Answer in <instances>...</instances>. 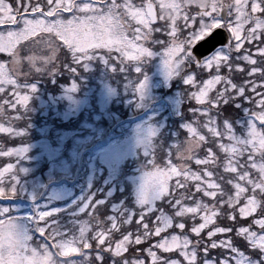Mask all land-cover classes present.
<instances>
[{
  "label": "snow or ice",
  "instance_id": "1",
  "mask_svg": "<svg viewBox=\"0 0 264 264\" xmlns=\"http://www.w3.org/2000/svg\"><path fill=\"white\" fill-rule=\"evenodd\" d=\"M158 6V18L163 23L153 27L157 13L151 2L146 8L133 10L134 6L128 0L124 3L117 0H80L79 3L76 0H47L45 11L39 4L33 6L17 0L13 7L0 0V25L23 24L19 31H8L7 38L0 34V52L12 57L10 61L0 63V94H4L0 97V119L20 120L23 117L20 109H26L30 101L29 91H36L34 84L29 90L18 82L22 60L14 49L21 40L38 33L48 36L33 40L35 53L24 58L36 71H40L38 64L53 63L57 49L61 51L65 47V55L74 54L84 60L91 59L90 53L106 50L104 52L115 60L136 61L153 56L152 43L164 45L168 75L180 76L188 86L189 102L195 101L199 106L189 108L194 119L184 125L186 141L169 147L167 164L160 168L154 157L148 160L156 171L151 174L154 176L152 183L141 187L136 208L139 212L121 208L106 221H99L96 216L102 201L98 197L85 199L79 212L89 219L78 225V234L69 239L68 233L54 231L53 218L59 214V209L38 210L37 215L29 217L35 232L42 238L38 252L30 247L31 235L22 231L12 219L3 218L10 210L0 209V264H74L76 257H82L85 264L89 260L93 264H146L139 255L146 242L151 248L147 257L151 264H209L210 261L226 264L223 258L213 260L211 253L229 249L231 241L227 240L226 234L234 229L221 227L218 221L224 216L234 223L257 215V198L264 200V162L257 160L260 157L264 161V18L257 13L264 14V0H251L250 5L248 0L227 4L223 0H159ZM29 10L43 19H27L22 12ZM65 12L71 13V18H62ZM52 17L54 19H48ZM128 17L141 25L143 31L141 27L133 29ZM245 25L250 27L245 30ZM221 28L229 35L227 47L220 54L204 60L200 49L208 51L217 42V39L210 42L205 37ZM215 35L218 38V34ZM53 36L62 39L63 44H55ZM132 49L135 54H130ZM136 71L140 72V68ZM146 87L147 78L137 83L136 92L141 100ZM25 89L28 90L26 93L23 92ZM232 100L236 101V107L244 103L255 108L250 113L252 120L246 139L235 136L230 127L228 134L222 137L218 120L214 119L221 106ZM6 109L17 114L10 116ZM0 132L12 133L14 130L0 124ZM15 134L24 135V132ZM155 135L156 130L152 129L149 138L141 142L146 146L147 157L153 154L155 147L151 137ZM210 139H224L228 143H219L218 152L209 145ZM172 148H175L178 160L194 161L195 165L204 167L193 171L187 164L173 165ZM201 149L205 152L203 158L198 155ZM27 151L26 147L0 151V156L15 155L19 160ZM221 153L225 158L222 163L218 158ZM16 167V164L7 163L0 169V185L7 179L11 188L7 191L0 186V199L15 194L19 184ZM225 174L234 176L236 182ZM173 179L174 183H171ZM226 188L234 191L225 195ZM162 205L171 209L169 215L164 214ZM136 216L138 219L133 223ZM177 219L181 222L175 223ZM189 220L194 225L190 228V238L180 235L161 237L172 228L183 232ZM255 227L258 231L247 226L239 227L238 231L247 236L254 247L264 251V217L255 220ZM218 236L225 238L213 241ZM153 237L161 239L149 243ZM197 246L198 250L193 251ZM158 252L176 255L165 261Z\"/></svg>",
  "mask_w": 264,
  "mask_h": 264
},
{
  "label": "trees",
  "instance_id": "2",
  "mask_svg": "<svg viewBox=\"0 0 264 264\" xmlns=\"http://www.w3.org/2000/svg\"><path fill=\"white\" fill-rule=\"evenodd\" d=\"M5 2L15 7L17 0H5ZM22 2L31 3L33 6L39 4L45 11H47V0H22ZM117 2L124 3L125 1L117 0ZM131 2L135 5H141L140 0H131ZM27 14H33L32 16L34 17H40L38 13H33L31 10H29ZM257 15L264 18V14L257 13ZM48 19H53V17ZM127 19H129V17ZM131 22H133V25H138L135 20H132ZM159 24H161L160 21L152 26L155 27ZM19 25H0V31L5 29L17 30ZM248 27H250V25H246L245 30ZM154 35L158 36L156 33H154ZM22 44L23 45L17 47V51L15 50L22 60V64L20 66L22 74L17 78L18 82L22 84V86H31L34 84L39 90L38 91L36 89L37 92L35 95L40 94L42 99H46V94H50L53 98L57 99V95L60 91H62L63 87L67 86L70 78L75 75V78L77 79L79 75L83 73L79 70V68H77L79 66V64L76 65L77 57H75L74 54L65 55L63 53L66 51L65 47L58 53V63L60 66L52 78L54 81H50L48 77V67L46 65L44 67H40V71H36L35 67L27 64V61L24 58L27 55L34 53V49L33 51L30 50L32 49L31 43ZM245 47H247V45H245ZM252 51L255 53V49ZM146 58L147 57H143L142 60H145ZM254 58L258 59L255 55ZM11 59L12 57L9 56L8 53L0 52V63L10 61ZM37 66L39 67V65ZM9 67H11V65H9ZM96 67H98V65ZM131 68L132 62L131 64L128 63L127 67H125L126 70L121 72V80L118 86H114L116 89L115 91L119 96H113V98H111V102L105 111V114H108L111 119L107 121L105 114H103V118H101V121L99 120L103 124L100 136L93 134L87 145L83 144L77 149V166L74 168L71 179H68L70 188H73L74 190V195L72 196L74 203L71 207L68 206L63 208V210L60 209L59 214L53 218L55 221L54 231L68 233V237H71L72 235L76 236L78 234V225L87 222L89 219L88 216L79 212V207L85 199L90 200L92 197H98L102 201L101 209L96 216V219L99 221H106L108 217L115 214L116 210L121 208L129 212L134 210L139 212V209H136L138 206L137 202L139 194L137 189L132 186L131 182L140 177L147 178L148 176H151L154 178L151 174L154 173L156 169L148 163L149 159H153L154 157L157 167L160 168H163L167 164L169 159V147L186 141L187 133L184 125L194 119L193 113L189 111V108L199 107L196 105L195 101L189 102V99L186 96L188 86L184 85L180 76L173 78L166 86L160 84L155 89L146 87L145 97L147 98L149 93H153L154 97L148 100L146 98L141 100L136 92V86L138 82L143 81L144 76H149L150 70H148L146 66L142 65L139 67L140 72L131 71ZM74 69H77V73L76 71H73ZM204 78L207 77L205 76ZM241 79H243V77H241ZM90 83H92V80H90ZM85 84H87V82H85ZM10 88L11 87L8 86V91ZM23 92L27 91L23 90ZM29 94L31 97L27 108L20 109V112H23V117L20 120H13L10 118L0 119V124H3V126H13L16 129L12 133L0 132V151L6 152L14 148L26 147L29 148L27 156L31 157L33 152L31 151L30 146L42 137L38 133V125H40V122L43 121L44 117L40 115L41 107H36L40 103H38L34 97L33 92H29ZM3 95L4 94H0V97H3ZM125 95L129 100L126 99ZM166 95H177L179 97V105L177 107H173L172 104H168L170 101H165ZM235 104L236 101L232 100L229 101L228 104L222 105L218 115L214 116V119L218 120L217 126L220 129L222 137L228 134V128L230 127L235 136L240 139H246L249 130L248 126L252 120L250 113L255 111V108L254 106L246 105L244 103H241L240 107H236ZM32 108H37V110L32 111ZM6 111L9 112L10 116L15 113L10 109H6ZM51 114L52 112H49L50 117ZM84 115H86V112L84 113V111L78 113L69 123L59 121V117H51L50 120L53 121L52 123L56 126L61 127L66 131H72L74 133L79 130V134L83 133L81 130L82 126L80 125V120ZM144 119H146L144 125L145 128L146 126L148 127L146 129L148 134L143 141H146L149 138L150 130H156V135L151 137V142L155 147L151 156L147 157L145 155L146 146L144 143H136L130 145V152L128 150L127 153L121 154V156L125 158L124 160L117 159L116 163L111 165L99 162V155L97 156L98 151L104 149V147H108L107 144L111 141H117L120 139L125 140L129 138L135 131L132 127L137 123H141ZM9 122L11 123L9 124ZM257 125L259 126L258 121ZM20 131H23L24 135L15 134ZM200 131L205 132L204 129H200ZM47 137L44 136L42 139ZM221 142L228 143L224 139L219 141L210 139L209 145L213 147L214 151L219 152V143ZM171 152L173 165L180 166L187 164L193 169V171H199L204 167L195 165L194 161L178 160L176 158L175 148H172ZM198 155L200 158H203L205 155L204 150L201 149ZM218 158L221 160V163L223 162V159H225L222 153ZM257 160L258 162H264L261 161L260 157H257ZM17 161L18 160L16 158L11 156H0V169L5 167L7 163L16 164ZM47 168L48 164L43 163L36 169V171L38 173H43L47 170ZM209 168L210 170L215 171V169L211 166H209ZM88 172H90L89 176L87 175ZM225 175L228 179L233 180V183L236 182L235 177L231 174ZM253 178L255 179V174L253 175ZM59 180H61V178ZM51 181L55 182L57 180H44L45 188L49 186ZM171 183H174V179ZM230 191L234 190L226 188L225 195H228ZM46 192L47 191L44 190V194ZM40 193H38V196L33 200L34 203L43 200L47 201V198H43L46 197V195L44 196ZM76 194H79V196L81 195L79 199H76ZM203 199L208 201V198ZM257 204V215L249 220L241 221L238 219L233 223L230 219H225L224 216L221 217V220L218 221L219 226L233 228L234 231L226 234L227 240L231 241L229 249L215 250L211 253L213 260L223 258L226 264H237L236 258L239 255H242L254 261L256 264H264V251L254 247L249 242V238L238 231L239 227L243 226H247L253 231H258L255 227V220L264 217V200H261L258 197ZM39 207L40 206H37V209H39ZM161 207L164 209V214L169 215L171 209H168L163 205ZM225 215H230V213ZM136 219H138V216L133 218V223H135ZM174 222L179 223L181 221L177 219ZM191 223L192 221L189 220L188 227L183 232L172 228L167 233H162L161 237L165 235H180L181 238H190V228L194 226ZM32 229L34 232L32 235L33 240L29 243L39 248V245L42 243V238L35 232V225L32 226ZM206 231L207 230H205V232ZM45 235H47V233H45ZM161 237H153L149 243L158 242ZM224 238L225 237L223 236L214 237L213 241H215V239ZM141 248L142 251L139 253L140 259H145L146 264H151L150 258H147L148 253L151 251L149 244L146 242L141 246ZM197 250L198 246L193 248V251ZM158 254H161L165 261L174 258L176 255L175 253L161 252H158ZM77 263L85 264L82 257L75 258L74 264ZM87 264H93V262L89 260ZM209 264H212V262L210 261Z\"/></svg>",
  "mask_w": 264,
  "mask_h": 264
},
{
  "label": "rangeland",
  "instance_id": "3",
  "mask_svg": "<svg viewBox=\"0 0 264 264\" xmlns=\"http://www.w3.org/2000/svg\"><path fill=\"white\" fill-rule=\"evenodd\" d=\"M65 2H67V0H65ZM79 2L80 0H78V3ZM84 2H87V0H84ZM128 2L134 6L133 10H135V8H143V4L152 2L155 8L160 11L158 6L159 0H140L141 5L133 4L131 0H128ZM223 2L227 4L234 2V0H223ZM248 2L250 5L251 0H248ZM32 15L33 14H30L25 17L27 19H43L41 17H34ZM158 17L159 15H157V18ZM130 19L131 17H129L128 20L132 26L133 22H131L132 20ZM162 23L163 21H161V24ZM22 27L23 24L21 23L17 30L5 29L1 30L0 34H3V36L7 38L8 31H19ZM136 27H141L143 31L141 25L135 24L132 26L133 29ZM128 35L129 37H131V31L128 32ZM40 36H44L45 38H47L48 34L38 33L35 37H30L27 40H21L15 45L14 50H16L17 47L23 45L22 43H31L32 49L30 50L33 51L34 49L35 53L36 46L32 43V41L39 39ZM53 40L57 45L63 44V41L60 38L53 36ZM226 47L227 46L217 49L204 60H207L214 55L220 54V52ZM150 50L153 52V56L147 57L145 60H142L141 58L140 60L136 61H130L125 58L115 60V57H112L111 55L104 52L106 50L96 51L95 54L90 53L91 59L88 60H84L82 57L76 58V65L79 64L77 68H79V70H81L83 73L79 75L77 79L75 78V75L72 76L67 86L63 87L62 91H60V93L57 95V99L53 98L50 94H46V99H42L40 94L35 95L37 91L33 92L34 97L36 98L38 103H40L36 107H41L40 115L44 117L43 121H41L40 125H38V133L42 137L38 141H36V143L30 146L31 151L33 152L31 157L27 156V151L24 156L16 162V165H18V167H16V175L19 180V184L18 186H16L14 195H10L5 199H0V209L8 208L10 210L7 214H5L3 218L12 219L22 231H25L32 236L34 233L32 229L33 222L29 219V217L37 215L38 210H63V208L72 206V204L74 203V199L72 198V196L74 195V190L73 188H70L68 179H71V177L73 176L74 168L75 166H77V149L83 144L87 145L90 142L93 134L100 136V133L103 129V124L100 122L101 118H103V114H105L107 106H109V103L111 102V98H113V96H119L117 95L114 86H118V84L120 83L121 72L126 70L125 67H127V64H131L132 62V68L130 69L131 71H136V68H139L141 65L146 66V68L150 70L149 76H144L143 80L147 78V87H151V89H155L160 84L166 86L173 78L177 77L169 76L167 73L164 64V54L166 52V47L159 43H152ZM59 52V49H57V56L52 64H38L39 67H44L45 65L48 67V77L50 81H54V79L52 80V78L60 66L58 63ZM130 54H135V50H130ZM97 65L98 67H96ZM73 71H76L77 73V69H74ZM90 80H92V83H90ZM85 82H87V84H85ZM27 87L30 90L31 86ZM25 90L28 91L27 89ZM9 91H11V88ZM125 97L127 100H129L126 95ZM153 97L154 94L149 93L147 98L144 96V99L146 98L148 100ZM165 99L166 101L169 100L170 103L168 104H172L173 107H177L179 105V97L177 95L167 96L165 97ZM37 108H32V111H36ZM83 111L84 113L86 112V115H84L80 120V125L82 126L81 130L83 133L78 134L79 130L76 131L77 133L66 131L63 128L56 126L54 123H52L53 121L50 120L51 117H59V121L69 123L71 120H73V118L76 117L78 113ZM49 112H52L51 117L49 115ZM16 114L17 113H13L11 114V116H15ZM105 117L107 121L111 119L108 114H105ZM145 122L146 119H144L141 123L135 124L132 127V129L135 130L133 134L137 132L134 135L132 134L133 136L131 135L125 140L120 139L117 141H111L107 144L108 147H104V149L98 151L97 156L99 155V162L106 165H111L116 163L117 159L124 160L125 158L121 156V154L127 153L128 150L130 152V145L132 144H142L141 142L147 136L148 133L146 132V129L148 127L146 126L145 128ZM10 123L11 122H9V124ZM4 127H7V125ZM11 128L13 130H16L13 126H11ZM44 136L48 137L42 139ZM27 149L29 150V148ZM11 157L18 159V157H16L15 155H12ZM43 163H47L48 168L43 173H38L36 169ZM87 175L89 176L90 172H88ZM60 178L61 180H59ZM64 178L65 180H67H62ZM44 180L57 181L53 183V185L47 187L48 189L45 193V195L47 196V201H39L34 205L33 200L38 196V193H44ZM153 180L154 178H152L151 176H148L147 178L140 177L136 178L133 182H131V184L134 188L137 189L138 194H140L142 185L151 184ZM9 185L10 182L5 179L3 181V184L0 186H3L7 191H11ZM76 196V199H79L81 195L79 196V194H76ZM36 206H40L38 210H35ZM73 237L75 236L72 235L68 238L71 239ZM29 244L30 247L36 248L38 252L41 251V249L35 247V245H32L31 243ZM236 263L256 264L254 261L242 255H239L236 258Z\"/></svg>",
  "mask_w": 264,
  "mask_h": 264
},
{
  "label": "water",
  "instance_id": "4",
  "mask_svg": "<svg viewBox=\"0 0 264 264\" xmlns=\"http://www.w3.org/2000/svg\"><path fill=\"white\" fill-rule=\"evenodd\" d=\"M145 8H146V6H145ZM215 33L218 34V38L215 35ZM205 39L210 41V42H212V41L217 39V42H216L215 47L210 49V50H208V51H204L203 49H200V51H203V57H205L206 55L211 53L216 47L226 45L229 42L228 34H227L226 30H224L223 28L214 30V34L210 35L208 37H205Z\"/></svg>",
  "mask_w": 264,
  "mask_h": 264
}]
</instances>
